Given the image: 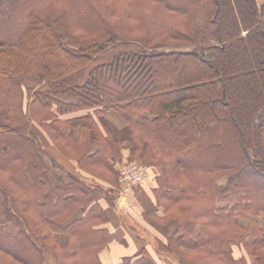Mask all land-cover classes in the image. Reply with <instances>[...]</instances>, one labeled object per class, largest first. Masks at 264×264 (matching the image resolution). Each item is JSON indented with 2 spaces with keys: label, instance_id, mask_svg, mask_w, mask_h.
Returning <instances> with one entry per match:
<instances>
[{
  "label": "trees",
  "instance_id": "1",
  "mask_svg": "<svg viewBox=\"0 0 264 264\" xmlns=\"http://www.w3.org/2000/svg\"><path fill=\"white\" fill-rule=\"evenodd\" d=\"M115 146L157 167L159 250L264 264V0H0V264H164L144 243L99 258L118 190L93 170L117 175Z\"/></svg>",
  "mask_w": 264,
  "mask_h": 264
},
{
  "label": "crops",
  "instance_id": "2",
  "mask_svg": "<svg viewBox=\"0 0 264 264\" xmlns=\"http://www.w3.org/2000/svg\"><path fill=\"white\" fill-rule=\"evenodd\" d=\"M101 120L104 122L105 128L108 129L109 132H111L115 136V138L123 139V144H125L127 137L123 138L117 136L118 133L124 132V130L129 129L128 125L125 123L124 116L112 111L109 112L106 116H104ZM32 129L38 135L41 145L51 156L57 158L62 164H65V167H67L73 173L77 175L80 173L79 168L75 165L74 162L67 160L59 153L56 145L53 143V141L50 139V137L48 136V134L44 129H42L37 124H34ZM113 156L114 159L119 158L118 156H120L122 159H126L127 149H123L121 147L115 146L113 148ZM156 170H157L156 165H149L148 175L145 177L147 179L146 183L148 184L152 183L153 176ZM145 187L146 186H144V189ZM129 204L131 205L135 204L134 197L131 194L127 195L124 193H118V195L116 196L115 205L110 208L111 215L107 225L111 227V229L115 232L116 239L113 240L111 243H109L107 247H105L103 250L99 252V254H101L102 251L108 250L112 256V261L110 262H103L100 259L101 262L103 263H111L115 260H118L124 255H129L134 253L135 251L138 250V247L140 246L141 243L151 246L147 242L144 241L142 242L141 240L142 238L140 236L137 237L134 234H132L128 228V225L126 224V222H124L122 216L123 214L120 213V210L124 211L125 205L127 206ZM105 206L107 207V205ZM142 210L143 208L140 209V212H142Z\"/></svg>",
  "mask_w": 264,
  "mask_h": 264
},
{
  "label": "rangeland",
  "instance_id": "3",
  "mask_svg": "<svg viewBox=\"0 0 264 264\" xmlns=\"http://www.w3.org/2000/svg\"><path fill=\"white\" fill-rule=\"evenodd\" d=\"M244 33H245V31H243V34ZM120 47L121 48L124 47V48L137 49L138 45L134 42H131L128 44L119 45L116 48H120ZM181 48L182 49L183 48H189V46H183ZM104 56H105V54L98 56L96 58L95 62H99V61L103 60ZM117 136L123 137V138L124 137L128 138L130 136V129H126V130H124V132L118 133ZM118 157L119 158H116V161H118L119 165L123 162H132V161H135V162H138V163L145 165L146 170H147V174L145 175V177L148 175L149 164L147 162H144L140 159H137L136 157H135V159H132L130 161H127L126 159H122L120 156H118ZM94 171L102 177H105L109 180H115L118 193H124L127 195L131 194L134 197V199H135L134 205H131V204H129L127 206L125 205L124 211L120 210V213L123 214L122 216H123L124 222H126V224L128 225V228L131 231V233L137 237L140 236L142 238V241L150 244L151 247L154 250H156V252L160 256V258L164 262V264H180L177 261V259L174 257L173 254L161 251L157 248L158 246H157V243H156V240L154 237L156 236L155 234H157L158 232L156 230H154L150 225H148L149 223H148L147 219H149V218L146 219L141 215L140 209L145 207V206L147 207L149 205V197L151 194V192L149 191V184L146 183L147 179L144 177L145 180L143 179L140 183L131 187L128 191L121 192L119 190L118 173L115 177H113L108 172L103 171L101 168H96L93 170V172ZM220 182L224 183L225 179L221 178ZM143 185L146 186L145 189H144ZM114 202H116V199H114ZM241 220L244 221V219H242V218H241ZM259 221H260L261 226L264 228V219L261 217V218H259ZM157 235H160L161 238H164L162 236L163 235L162 233L161 234L158 233ZM55 236L59 242H63L65 240V235L63 236V234L61 235L60 233H55ZM44 252H45L44 255L45 256L47 255V260L50 264L51 263V255L49 252H46V251H44ZM99 256L103 262L112 261V256L108 250L102 251L101 254H99ZM7 261H10V258H7L6 262ZM6 262H4L3 264H6Z\"/></svg>",
  "mask_w": 264,
  "mask_h": 264
},
{
  "label": "built area",
  "instance_id": "4",
  "mask_svg": "<svg viewBox=\"0 0 264 264\" xmlns=\"http://www.w3.org/2000/svg\"><path fill=\"white\" fill-rule=\"evenodd\" d=\"M117 173L119 190L126 192L144 179L147 170L145 165L132 161L123 162L118 165Z\"/></svg>",
  "mask_w": 264,
  "mask_h": 264
}]
</instances>
